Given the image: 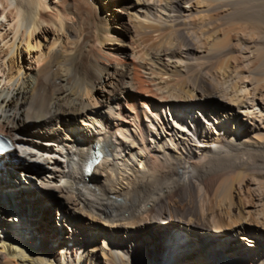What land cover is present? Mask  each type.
Instances as JSON below:
<instances>
[{
	"label": "bare ground",
	"instance_id": "1",
	"mask_svg": "<svg viewBox=\"0 0 264 264\" xmlns=\"http://www.w3.org/2000/svg\"><path fill=\"white\" fill-rule=\"evenodd\" d=\"M160 1L0 0V264H264V183H200L264 161V78L195 64L232 58L244 28L257 34L242 61L263 58L264 0ZM211 9L225 29L204 48L185 29L207 28ZM150 11L188 41L150 50L154 88L133 60L134 19ZM93 140L105 155L85 178Z\"/></svg>",
	"mask_w": 264,
	"mask_h": 264
},
{
	"label": "rangeland",
	"instance_id": "2",
	"mask_svg": "<svg viewBox=\"0 0 264 264\" xmlns=\"http://www.w3.org/2000/svg\"><path fill=\"white\" fill-rule=\"evenodd\" d=\"M150 1H151V3H154L155 0H150ZM163 1L167 2V0H161L160 1L161 3H159L161 6H163L166 3V2H164V4H163L162 3ZM168 2L170 3V1H168ZM95 7H98V6H95ZM112 7H114V6H112ZM102 8L105 9L107 7H105V5H104V6H102ZM156 10H157L158 14H161V15L165 14V11L162 9L156 8ZM211 10H209L208 13H207V11L205 12L207 14L206 17H205L206 14L204 15L205 19L209 20L207 23V26H208L207 28L204 25H203V27L202 26L200 27L197 25L196 26L192 25L193 26L192 29H188V27H186L187 29H185V31L190 35V38L193 39L194 37H196L198 39L197 44L202 43L203 45L202 44L201 45H202V47L204 46V48H206V46H207V41H206V38L204 35V33L205 34L207 33L206 30L210 31V28H211V30L216 29L217 32H221L225 29L224 28V26H225V24H224L225 20L224 19L226 18V16H225L226 13L223 12L222 10H214V9L212 11ZM143 15L144 14H141L139 20L134 19V22H133L134 27H133L132 31H133V35H135L134 36V39H135L134 40L135 41L134 46L136 49V52H135L136 55H135V58L133 60L137 59L138 65L136 66V68H137V70H139L138 71L139 74L142 76V78H144V80H146L145 82L148 81V84H150L149 86H152V88H154V81H153V79H150V77H152L151 76L152 74L149 70H147V69H151L149 67H151L153 65V63H151L152 59L150 61V59H148L149 57H147V55L150 53V50L151 51L154 50L156 47H158V45L160 43H164L165 41L166 42L168 41V43L170 42L171 44L173 43L172 45H174L175 48H177V46L180 47V45H182L183 43H187L188 41L186 40L185 36L183 35V31H181L182 29H178L177 27L174 28V26L173 27L172 26L171 27L170 26L169 27L161 26V24L158 20L159 18L157 16H154L152 14V11H150V14L147 13V16H146L147 18L144 17ZM192 18H195V16H192ZM108 19H110L109 15H108ZM189 22H192V21H189ZM192 23L193 24L195 23L194 19H193ZM215 26H216V28H215ZM204 27H205V29H204ZM189 28H191V27H189ZM152 29H154V30H152ZM162 32H164V33H162ZM256 34H257V32L255 33L254 31L253 32L248 31L247 28L242 29L239 32L238 39L233 38L230 41L232 43V47L230 50L232 58L231 57H229V58H223L222 57V58H218V59H214V58L212 59V57H209L210 58L209 59L207 56L202 57V58L198 57V59L196 60V63H195L196 66L204 68V69L232 68V67L236 68V67H238L241 70H249L253 73H262V74H259L260 75L259 77L261 78V76H262L264 78V76H263L264 75V66H263L264 65L263 64L264 63V57L260 59V57L258 55L259 58L257 60H256V58H254L252 60V62L249 63L250 62L249 61L248 64L246 61H242V58H241V55H242L241 47H243L245 45V43L247 42L246 39L241 40V38H247L248 35H250V36L254 35L255 36ZM240 35H241V37H240ZM159 38H160V40H159ZM204 43H205V45H204ZM111 55L116 59L121 58V57L122 58L126 57L128 59H131L130 56H125L122 54H120V55L119 54H111ZM260 63H262V64H260ZM162 69H164V68H162ZM154 76H155V74H154ZM152 78H154V77H152ZM150 80L152 81L153 84L151 83ZM169 112H170V110H168V108H166V110L165 109L161 110L162 114L169 115ZM147 114H149V112H147ZM149 116H150V114H149ZM141 118L144 119V116H141ZM170 122L173 123V119ZM144 124H146V123L143 122V125ZM189 124H190V126H192L193 123L189 122ZM148 129L153 131L152 127L150 128L148 126ZM161 133H163V132H161ZM166 147L170 148V149L173 148V146L169 143V141H168ZM255 162H256L254 165L255 167H248L247 169H244L242 171L240 170V171H236V172L234 171L233 172L232 170H228V171L221 172L222 174L220 172L210 171L205 175L206 179L201 180L200 183L202 185H204V190L207 193L211 194L215 182L222 179L224 176H226L227 178H230L231 181L242 182L243 183V184L241 183L242 189H245L248 193H251V192H253V190H251L250 188H246V186L248 185V182L251 181L253 183H258V182L261 184L264 183V161H263V159H261V160L259 159ZM238 172H240V173H238ZM122 173H123V171H119L117 174H115L113 176V177H115L114 180L116 182V185H115L116 188L117 187L119 188L121 186L120 183L123 185L122 181L124 183L126 182L125 180H123ZM239 175H240V177H239ZM117 177H118V179H117ZM261 177H262V179H261ZM243 180H245V182ZM67 193H68V195H71L73 197L76 196V194L73 193V191L68 190ZM248 193L245 194V197H246L245 199L250 200V196H248ZM191 194H193V193H191ZM114 195H116V194H114ZM167 199H168V203H172L176 199V191H174L171 195H169ZM210 205H211V203H210ZM84 208H86V207H84ZM146 215H147V213L143 214V216H146ZM101 218H104V217L101 216ZM53 219L56 222L61 220V218L57 217V215H54ZM104 219H107V218H104ZM39 237H40V234H39ZM60 245H62V244H60ZM68 252H69L68 254L73 257L72 262H74V260L76 261L78 259L79 255L82 253V249L78 247V248H75L74 252L72 250H70Z\"/></svg>",
	"mask_w": 264,
	"mask_h": 264
}]
</instances>
